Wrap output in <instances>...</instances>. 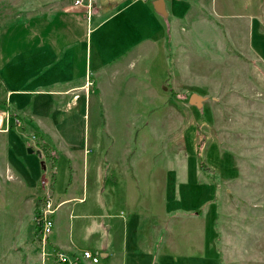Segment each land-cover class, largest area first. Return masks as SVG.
Returning <instances> with one entry per match:
<instances>
[{
  "label": "rangeland",
  "instance_id": "374dc122",
  "mask_svg": "<svg viewBox=\"0 0 264 264\" xmlns=\"http://www.w3.org/2000/svg\"><path fill=\"white\" fill-rule=\"evenodd\" d=\"M33 1L22 0V4L19 0L0 1V83L3 81L0 92L3 97L6 92L4 80L9 89L19 90L15 92L31 93L37 88L47 89L46 86L57 79H70V85H73L83 83L90 73L92 78L95 77L94 69H89V65L88 69L77 65L75 70H55L51 74L32 72L35 73L32 75L21 71L18 73L23 75V80L17 82L14 71H7L28 66L18 65V62L51 45L43 44L44 41H63L62 46L83 52L80 28L74 33L77 37L71 39L63 38L62 32L54 30L53 25L35 30V35L27 28ZM153 1L148 0L152 10ZM180 1L165 0L167 19L155 11L152 13L161 24V32L166 33L163 42H157L159 37L153 42L160 49L155 55L158 70H152L155 61L151 53L140 66L144 71L145 91L130 81L121 84L113 96L116 97L113 106L117 112L124 111L130 116L141 109L143 119L121 120L123 116L118 115L114 120L115 132L109 136L98 122L94 136L96 144L84 152V145L91 137L83 132L87 119H83L82 111L75 113L72 108L61 112L55 122L63 121L62 115L68 124V117H71L73 133L70 140L75 143L74 152L80 157L75 161H70L68 152L57 144L59 137L50 136L49 139L37 131L43 139L37 145L36 131L31 127L24 130L19 118L13 120L14 126L5 127L6 133H0V264H55L54 255L59 252L66 254L65 259H68L62 264H87L89 260L76 254L95 249L97 235L108 248L113 238H125L121 224L116 229H108L110 223L118 219L114 215L119 210L123 211L121 213L132 211L137 216L135 227L129 228V239H136L137 247L131 241L125 245L130 264H140L137 254L154 262L153 254L157 251L161 256H156L155 264H264V63L251 65L253 61L246 60L239 63L241 57L233 62L235 69L231 66L228 70L225 66V70L224 65L230 62L229 53L233 52L223 24L226 19L236 22L242 32L241 40H238L245 45L246 34L251 31L244 15L252 8H260L264 0H208V4L204 0L203 5L200 0ZM211 2L212 6L209 5ZM222 2L226 5L215 6ZM34 3L38 8V1ZM186 6L190 8L183 13ZM223 7L228 11L223 12ZM232 15L237 16L233 18ZM237 21H241V25ZM150 23L152 25L154 21ZM82 24H85L84 20ZM146 27L139 23L136 32ZM125 34L121 29L113 31L105 36L100 47L122 41ZM92 47L88 45V50ZM20 51L23 52L18 58L11 61L16 67L7 65L8 53L11 57ZM150 58L151 68L144 69L149 66ZM151 76L167 83L166 97L162 88H157L160 91L156 96L147 93ZM192 93L207 98L201 109L188 104ZM243 96L248 99L243 100ZM4 104L1 107L7 109ZM58 105L62 107L63 104ZM104 109L101 107L102 111ZM96 110L99 111V107ZM0 116L2 122L4 117ZM11 117L8 115V119ZM125 122L127 125L135 123L136 135L131 126H127L130 133H125ZM98 143L136 148L131 159L135 166L129 168V164L124 163L122 151L108 158ZM43 146H48L51 151L44 150ZM30 147L34 150L32 153L28 152ZM48 152H54V163ZM92 155H95L94 165L88 163V157ZM3 164L7 168L5 183ZM129 182L135 200L127 199L124 205L117 206L120 192L126 191ZM11 187L18 189L13 196L10 195ZM94 192L108 194L110 199L104 204L97 195L91 201L84 195ZM71 195L75 199L63 206L58 207L52 201ZM15 199H20L19 206L6 207ZM46 202L55 210V224L49 238L59 237L65 245L71 243L73 252H63L49 240L42 249L37 241L35 220ZM72 204L75 207L70 210ZM97 205L103 209L101 214L96 210ZM155 210L166 211L162 218L164 223L159 227L153 226L157 220ZM141 219L144 220L142 224ZM151 221L155 223L150 224ZM148 240L155 241L156 245L148 244ZM119 244L123 241L119 240ZM149 255L152 256L145 258ZM119 258L120 254L115 253L108 264H118ZM99 264L107 263L100 258Z\"/></svg>",
  "mask_w": 264,
  "mask_h": 264
},
{
  "label": "crops",
  "instance_id": "0c3cea01",
  "mask_svg": "<svg viewBox=\"0 0 264 264\" xmlns=\"http://www.w3.org/2000/svg\"><path fill=\"white\" fill-rule=\"evenodd\" d=\"M19 1L20 4H22V0ZM35 1L36 0L32 2L34 9L31 5L29 10L31 16L29 22L26 25L27 28L31 29L35 35V30L45 29L53 25L52 28L54 30H57V32H62L63 38L66 37L68 39L76 38L77 36H74V33L80 28L82 30L83 52H80V50L77 51L75 48L70 49L68 47L62 46L63 41L62 43H52L50 41H44L43 44L51 45L44 47L43 49L40 48L41 51H39L37 54L30 55V58L21 59L20 62H18V65L28 66L16 67L11 64V61H13L14 58H18L20 53H22L23 51H20L19 54L11 57H8V53L7 65L16 68L7 71H14L15 80L17 82L19 79L20 81L23 80V75L18 73L21 71L29 72L32 75L38 72H41V74L50 72L51 74V72L55 70L62 72L65 69L75 70L77 65H80L83 68H87L89 65V69L90 67H93L95 77L92 78L90 73L89 75H87V77H85V81L83 83L73 85H70L72 83V80L70 81V79H67L66 81L57 79V82H54L51 85H47V89L40 90L39 88H37L31 93L15 92L19 90L9 89L6 81L4 80L6 92L4 94V97L2 95L3 93L1 94L0 92V103H6L7 109L0 108V114H2L4 117L3 121L1 122L2 116H0V133H6L5 127L8 125L14 126L13 120L19 118L21 122L20 126L23 125L22 127H24V130H27L28 127H31L35 131H40L45 136L47 135L49 139L50 136H54L55 138L59 137V141L57 144L62 145L63 149L68 152L67 156L70 158V161H75L79 156H77L74 152L76 146L75 143L70 140V135L73 133V127L70 126L71 117H68V124H65V120L62 115L60 116V118L63 119V121H60V123H56L55 118L58 117L61 112H68L70 108L74 109L75 113H80L82 111L83 119H87V122L85 121L84 123L83 132L85 131L87 132V135L91 136L89 142L85 143L86 145H84V152H86V148H88L92 144H96L94 142L97 139L94 136L96 134L95 128L98 125V122L101 123L102 127H104L105 134L109 136L113 135V133L115 132L114 120L117 119L118 115L123 116V119L121 120L143 119L144 116L143 114H141V109L139 110L138 114H132L130 116L127 112L124 111L117 112V110L113 106V103H116V97L113 96L117 94V92L119 91V86L121 84L126 85L130 81H133L138 89L145 91L146 85L145 81H143L144 71L140 70V66L144 64L148 54L151 53V56L153 57L152 59H154L155 61V65L153 64L152 70L154 72L158 70V60L155 59V55L156 53H159L160 49L156 48L153 42L155 41V37H159L157 42H159L160 40L161 42H163L162 39L164 38V34L166 33V31H164V33L161 32V24H159V20H157V18H154V16H152L154 10H152L150 5L148 4V0H37L38 8L34 3ZM76 1H81V4H76ZM176 1L181 2L180 0H170L171 3ZM200 1L203 5L204 0ZM211 1L213 2V0ZM206 2L207 4L209 3L208 0H206ZM212 2L209 4L210 6H212ZM219 3H215V6L226 5L225 2H222V4ZM88 4L90 5L89 8L87 7ZM260 5V8H252L251 11L244 15V17L248 18L249 20L251 31L247 34L245 33L247 42L245 45L238 40L240 39L239 35L242 32L240 31L237 23L233 22L230 19H226L224 21V31L230 41V48L233 52V54L229 53L230 58L228 61L230 62H227L228 64L224 65L225 70H227L226 67H228V70L231 69V66L232 69H235L236 65L233 62L236 59L241 60V57L242 60L239 63H242V61L244 60L253 61V63L250 62L251 65L257 62L264 63V3ZM244 6L248 7V4ZM189 8V6H186L185 9L183 8V13L187 12ZM224 11H228L227 8L223 7V12ZM218 12L220 11L218 10ZM46 13H48L47 16H45ZM174 13L177 12L174 11ZM233 14L237 13L233 12ZM233 16L237 15H232V17ZM83 20L85 21V24H82ZM151 20L154 21V24L152 25L150 23ZM237 22L241 25V21ZM45 23L47 24L46 26L44 25ZM129 23H131V25H129ZM139 23L145 24L148 27H146L143 31L138 30L139 32H136ZM15 27L16 29H18V26ZM117 29L125 31L126 34L123 40L120 42H112L108 44L107 47L101 48L100 44L105 40V36L111 34L113 31L115 32ZM170 29L172 30V27H170ZM47 35L48 31L46 32V36ZM51 39L53 41L52 36ZM41 40L39 42H42ZM88 45H91L93 47L88 50ZM161 48H163V43L161 44ZM164 53L167 62V53L165 49ZM150 61L151 58L147 64L149 66L144 67V69L147 68V70H149L151 68L152 63ZM2 64H4V62ZM238 65L242 66L243 64ZM248 65L250 64H245V66ZM152 76L147 93H151L156 96L160 91V89L157 88H162L163 91H165L164 97H166L167 83L164 81H158V77L155 79ZM2 84L3 81L0 83V85ZM54 86L57 87L54 88ZM62 87L65 89H62ZM20 91L24 90L21 89ZM26 95H29L30 97ZM75 95H77L76 99L73 98ZM242 98L243 100L248 99L246 96H243ZM58 103L63 104L62 107L59 106ZM98 107L99 111L96 110L98 109ZM101 107H105L104 111L101 110ZM8 115L12 117L8 119ZM127 126H131L132 129H135L134 134H137L135 123L132 122L129 123V125L126 124V126H124L125 133L129 134L130 131L127 130ZM221 139H223V137ZM91 141L92 143H90ZM98 145L101 151L107 152L108 158H113L122 151V154L125 157L124 163L129 164V168H132V165L135 166V162L131 161L132 156L136 151V148L134 149V145V150H132L125 144H122L121 146L112 145L109 143H98ZM143 161L144 159L141 162ZM94 162L95 155L88 157V163L94 165ZM6 170L7 168L5 166L2 172L3 177L4 175H6ZM142 171H145V168ZM5 182L6 179L4 177V183ZM83 183L85 184L84 177ZM163 185L165 188L164 177ZM17 190V188L11 187L10 195H15ZM84 195H86V197L90 199V201L93 196L97 195L99 199H103L104 204L106 203V199H110L108 197V194L100 192L86 194L84 193ZM74 199L75 197L71 195V197L69 198L60 199L56 202L53 198L52 201L54 205H58L59 207L69 203ZM82 199L83 198L79 199V201ZM127 199H129L130 201L135 200L133 188L131 187L130 182L126 191L120 192V199L116 202V205H124ZM19 204H21L20 199H15L14 202L13 200L10 201L9 205H6V207L14 209L15 207H17V205L19 206ZM74 207L75 205L72 204L70 210H73ZM96 210L99 214H101V210L103 209L99 205H97ZM121 212L123 211L119 210V213L114 215L115 217H118V219L113 220L110 223L108 229H116L117 225L121 224L123 227V234L125 233V238L122 237L121 239H119L118 236L113 238L110 244V248H108L105 246V244L102 243L100 236L97 235L95 240V249H85L88 251L91 250L94 253H99L100 258H104V262L107 264L112 262L111 259L112 256L115 255V253L120 254V258L117 262L118 264H130L125 245L128 243V241H131L134 243V247H137L136 239H129V228L131 226L135 227L137 216L132 211H127V213ZM155 212L157 217V220L155 221L156 223L151 221L150 224L155 223L153 224V226L159 227L161 223H164V219L162 218L166 211L163 212L162 210H155ZM140 222L142 224L144 220L141 219ZM54 224L55 221H53V226ZM48 240L54 246L62 249L63 252H73V250L71 249V243L68 242V245H65L59 237H55L52 240L48 237ZM119 240L123 241L122 245L119 244ZM151 243L153 245H156L155 241L153 242L148 240V244ZM152 249L154 251V247H152ZM76 255L77 257H82L81 254ZM153 255H155L156 260L154 262H151L142 259L143 257H140L137 254L140 264L157 263L156 256H159L160 252H154ZM150 256L152 255L145 256V258H148ZM81 259L84 258L82 257ZM99 263L100 260L97 264Z\"/></svg>",
  "mask_w": 264,
  "mask_h": 264
},
{
  "label": "built area",
  "instance_id": "2783aa9c",
  "mask_svg": "<svg viewBox=\"0 0 264 264\" xmlns=\"http://www.w3.org/2000/svg\"><path fill=\"white\" fill-rule=\"evenodd\" d=\"M76 4H81V1H76ZM87 7L89 8L90 5L88 4ZM52 202V201H51ZM53 204V203H52ZM55 212L53 210L52 205L50 203L46 202L44 210H39L38 215L36 216V225L39 227V239L41 242L42 249L47 244V237L51 233L52 226H53V221H52V214ZM82 256L84 259L90 260L92 263H97L98 262V255L97 254H92L89 251H83ZM56 260L59 263L68 262V259H65L66 256L63 253H57L55 254Z\"/></svg>",
  "mask_w": 264,
  "mask_h": 264
},
{
  "label": "water",
  "instance_id": "95a60500",
  "mask_svg": "<svg viewBox=\"0 0 264 264\" xmlns=\"http://www.w3.org/2000/svg\"><path fill=\"white\" fill-rule=\"evenodd\" d=\"M153 8L154 11L160 15L162 18L166 19L168 16L166 7H165V2L164 0H155L153 2ZM207 98L197 94V93H192L188 97V104L191 106L196 107L197 109H201L203 102H205ZM34 150L30 147L28 148V152L32 153ZM38 154H40V151H37Z\"/></svg>",
  "mask_w": 264,
  "mask_h": 264
},
{
  "label": "trees",
  "instance_id": "16d2710c",
  "mask_svg": "<svg viewBox=\"0 0 264 264\" xmlns=\"http://www.w3.org/2000/svg\"><path fill=\"white\" fill-rule=\"evenodd\" d=\"M2 105L5 106L4 102H1V103H0V108H2V107H1ZM35 134H36V136H37L36 144H37V145H40L39 140H43V139L40 137L41 134H40V132H37V131L35 132ZM41 146H42V144H41ZM43 149H44V150H47V149H48V150L51 151V149H50L48 146H43ZM49 153H50V152H48L47 155L52 157V160H53V163H54L55 160H56V157H54V152H53V154H51V153L49 154ZM48 156H47V157H48ZM48 159H49V158H48ZM36 211H37V210H36ZM38 232H39V229H37V234H38ZM36 239H37V241H39V237H38V238L36 237ZM56 263L59 264V263L57 262V260H56L55 264H56Z\"/></svg>",
  "mask_w": 264,
  "mask_h": 264
},
{
  "label": "bare ground",
  "instance_id": "6f19581e",
  "mask_svg": "<svg viewBox=\"0 0 264 264\" xmlns=\"http://www.w3.org/2000/svg\"><path fill=\"white\" fill-rule=\"evenodd\" d=\"M84 251H88V250H84ZM89 252H91V251H89ZM91 253H92V252H91ZM92 254H93V255H94V254H97V255H98V258H100L99 253L96 252V253H92ZM64 255H65V254H64ZM65 256H66V255H65ZM82 257H83V256H82ZM85 260H87V259H85ZM89 261H90V260H89ZM57 262H58V261H57ZM90 262H91V261H90ZM98 262H99V260H98ZM98 262H97V263H98ZM58 263H59V262H58ZM91 263H92V262H91ZM97 263H93V264H97ZM59 264H61V263H59Z\"/></svg>",
  "mask_w": 264,
  "mask_h": 264
}]
</instances>
